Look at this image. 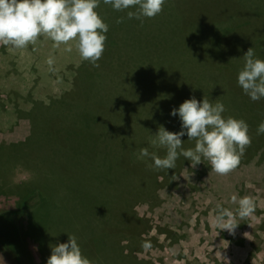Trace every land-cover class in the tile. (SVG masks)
<instances>
[{"label": "rangeland", "instance_id": "1", "mask_svg": "<svg viewBox=\"0 0 264 264\" xmlns=\"http://www.w3.org/2000/svg\"><path fill=\"white\" fill-rule=\"evenodd\" d=\"M224 5L221 0L214 11L227 10ZM228 5L242 13L244 19L251 20L253 29L248 32L254 34L264 29V0H230ZM97 9L100 16L114 26L119 14L127 13V10H114L103 0ZM234 12L229 8L222 22L225 23L231 15L229 13ZM161 18L163 16L157 22ZM214 18L220 19L216 14ZM124 21L127 26L123 22L118 27L120 31L115 30L120 43L111 47L110 56H104L105 50L97 62L98 68L83 61L74 45L70 53L63 51L64 46L53 49V42L44 37L36 45L30 44L22 50H10V46L0 44V145L18 144L30 136L34 142L24 149L6 151V156L0 154V211L19 208L30 196L38 197L30 202L29 212L21 219L22 226L16 227L22 231L35 264H47L52 246L67 243L69 235L77 237L82 254L93 264H264V159L237 167L228 175L213 172L210 176L211 166L206 160L195 168L186 167L175 179L174 187L157 191L159 200L151 203L136 198L141 195L143 180L128 178L127 186L115 180L110 193L118 198L119 205L113 213L124 208L121 199L125 201L128 195L129 201L134 199L133 211L146 219L149 227H154L149 231L150 236H145L151 245L148 249L142 248L141 238L127 234L128 229L126 232L121 227L114 230L112 227H117L116 222L108 229L99 224L98 217L104 212L106 214V210L89 206L94 200L83 201L80 199L83 196L72 192V189L63 194L59 192V173L54 161L60 155L58 151L54 152L55 146L47 134L52 120L49 117L62 109L66 114L58 118L74 120L84 94L93 103L103 104L106 110L91 114L83 112V115L107 118L120 114L125 104L121 100L126 94V85L122 82H134V73L147 69L146 77L149 74L152 77L158 68L160 61L155 58V63H145L146 56L158 50L172 60L170 49L165 52V46L171 43L172 38L169 24L159 23L158 28L146 30L144 19L141 22L126 16ZM50 55L55 57L54 72L49 71L46 63ZM145 64L148 68H143ZM95 79L102 84L97 86ZM64 94L69 95L64 104L68 106L56 104L49 112H30L36 104L44 109L50 107L51 100ZM22 117H32L33 121ZM57 130L61 131V127L57 126ZM120 134L121 137L127 136L124 129ZM104 149L96 146L91 155L103 158ZM64 155L61 153V157ZM5 166L9 167L8 173ZM12 187L13 193L9 192ZM57 189L58 205L55 207L53 193ZM38 193H42L44 198L41 204H36L40 199ZM232 195L238 199L250 196L255 203L251 217L240 219L236 216L239 226L234 233L221 230L210 221L218 205L236 213L238 203H232ZM130 213L131 208L125 218L130 217ZM111 215L109 211L108 216ZM123 215L121 211L122 220ZM105 228L107 231L101 233ZM0 264H13L1 248Z\"/></svg>", "mask_w": 264, "mask_h": 264}, {"label": "trees", "instance_id": "2", "mask_svg": "<svg viewBox=\"0 0 264 264\" xmlns=\"http://www.w3.org/2000/svg\"><path fill=\"white\" fill-rule=\"evenodd\" d=\"M220 1L166 0L161 14L155 18H143V27L146 30L147 28H158L159 23H164V26L169 24V34L172 38L171 43L165 46V52L170 49L172 60L158 50H153L150 56H146L145 63L147 61L155 63V58H157L160 61L157 64L158 68L152 77L150 74L146 77L148 74L145 72L149 69H145L146 71L142 70L136 75L134 73V82L126 83L127 80L122 82L126 85V94L121 100L125 104L120 114H111L112 116L107 118L83 115V112L91 114L98 113V110H106L103 104L93 103L85 98L83 93V100L77 111L78 116L75 118L73 116L74 120L58 118L66 114V111L62 109L58 110V114L53 113L51 118L48 116L52 120L47 134L55 146L54 152L58 151L60 155L56 156V161H54V166L59 173V192L63 194L74 190L72 192L83 196L80 198L83 201L94 200L88 205L106 210V214L104 212L99 217L97 216L99 224L103 227L108 229L116 222L117 227H112L115 228L114 230L121 227L126 232L125 229H128L127 234L138 236L142 243H149L145 236L154 227H149V222L138 217L133 211L134 199L129 201V195L128 198H124L125 201L121 199L124 208L121 207L120 212L114 214V208H117L119 201L114 194L110 193V190L114 187L115 180L122 186H127L128 178L141 179L144 186L141 188L140 197L136 198L151 203L159 200L157 191L166 187H174L173 176L177 178L186 167H192L191 162L181 156L176 161L175 169L156 170L149 167V165H154L150 157L143 160L138 159V150L146 147L149 152H155L163 158L166 155V149L153 147L150 139L158 133L161 125L170 132L181 131L182 122L179 116L173 117L171 112L193 96L201 103L205 96L213 103L220 99L227 109L223 113L225 118L231 116L243 119L249 125L252 143L241 156L238 167L257 159H264V134H257L258 125L264 122V98L254 102L238 85V73L243 67L241 58L249 48H254L256 57L264 60V29L254 34L248 32L253 29V23L249 19H244L241 16L242 13L229 6L230 0H222L223 5L226 3L225 8L227 10L232 8L236 13H229L230 17L225 23L222 22L227 10H221L219 13L214 11V7L217 8ZM135 10V8H130L127 11ZM95 11L99 13L98 9ZM215 14L219 16V21L214 18ZM119 15L126 17L127 13ZM161 16L163 18L157 22ZM105 20L104 22L109 25V31L106 33L107 47L104 56H110L113 50L111 47L115 43H120L115 30L119 32L118 27L121 24L116 23L115 27ZM166 20L168 22H165ZM124 23L127 26L125 21ZM143 68L148 67L145 64ZM77 79L76 77L75 80ZM96 82L97 86L102 84V81L96 80ZM71 94L69 92V95ZM69 95L64 94L59 99L51 100L50 107L45 109L36 104L30 112L35 113L41 110L47 112L56 104L68 106L64 104L67 103L66 99ZM22 118L33 121L32 117ZM57 126L61 127V131L57 130ZM122 129L126 130L127 136L121 137L120 130ZM31 138L32 136L18 144L0 145V154L6 156V151L29 147L34 143L31 142ZM182 142L185 149L195 147V141H189L187 135L182 137ZM102 144L107 146H102ZM96 146L105 148L103 158L91 155ZM61 153L65 155L61 157ZM6 168L8 173L9 167ZM75 178H78L77 181H74ZM9 192L13 193V187L9 188ZM17 193L23 195L22 192ZM57 194L58 189L53 193L55 207L58 205ZM38 196L40 199L36 204H41L44 200L42 193H38ZM35 197L38 198L30 196L19 208L0 211V248L4 250L13 264H35L31 249L24 242L22 231L16 228L22 226L21 219L29 212L30 202L35 200ZM129 208H131L130 217L125 218L128 216ZM109 211H111V217L108 216ZM121 211L124 213L123 220ZM93 213L96 215V211ZM107 229L105 228L101 233Z\"/></svg>", "mask_w": 264, "mask_h": 264}, {"label": "clouds", "instance_id": "3", "mask_svg": "<svg viewBox=\"0 0 264 264\" xmlns=\"http://www.w3.org/2000/svg\"><path fill=\"white\" fill-rule=\"evenodd\" d=\"M101 0H0V44L10 46V50L26 49L30 44L36 45L41 37L53 42V49L72 52L73 45L83 61L94 67L106 50V33L109 25L95 9ZM116 11H127L128 19L155 18L163 12L166 0H103ZM124 17L116 20L123 23ZM243 67L238 73V85L252 101L264 98V60L256 57L255 49L249 48L241 58ZM49 71L54 68L55 57L50 55L46 60ZM226 106L220 99L214 103L207 96L202 103L195 96L185 100L171 115L179 116L181 131L170 132L161 125L158 133L153 135L150 143L153 147L166 149L162 158L148 148L138 150V159L151 158L156 170L176 168V161L182 156L191 162L192 168L208 161L211 173L228 175L235 170L247 147L251 146L252 137L249 125L243 119L231 116L225 118ZM257 134H264V122L257 128ZM187 135L189 141H195L194 148L185 149L182 137ZM173 179H176L173 176ZM233 204L238 203L234 214L232 210L217 206L215 216L210 221L219 229L234 233L240 219L251 217L255 211L252 197L237 198L232 195ZM248 235L247 233L245 234ZM143 248L151 247L144 243ZM47 264H93L82 254L75 235H69L67 243L52 246V254Z\"/></svg>", "mask_w": 264, "mask_h": 264}]
</instances>
